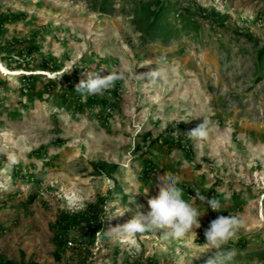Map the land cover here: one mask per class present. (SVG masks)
Here are the masks:
<instances>
[{
	"label": "rangeland",
	"instance_id": "374dc122",
	"mask_svg": "<svg viewBox=\"0 0 264 264\" xmlns=\"http://www.w3.org/2000/svg\"><path fill=\"white\" fill-rule=\"evenodd\" d=\"M107 1L111 8L101 13L100 0H0V17L11 19L0 29V53L5 41L32 39L37 58L58 67L47 75L32 72L40 77L35 89L21 95L22 71L5 72L0 63V252L17 261L21 250L26 258L56 264L48 226L59 209L81 208L105 194L112 185L90 163L106 161L117 165L126 199L107 204L104 234L130 220L137 205L146 213L165 173L180 177L183 198L202 215L201 227L197 236L170 240L160 232L105 234L94 244L91 264H125L140 254L143 264H205L215 250L205 247L204 231L219 215L245 222L224 246L236 252L233 264H264V68L256 69L264 0ZM161 2L170 8L172 35L142 41L133 10ZM198 7L226 14L223 26L201 17ZM161 58L166 85L128 78L86 97L66 88L72 73L78 80L88 70L143 75ZM49 79L56 83L51 91ZM203 119L211 122L210 134L193 140L187 133ZM146 133L159 141L143 143ZM14 167L22 178L12 176ZM193 189L218 197L221 212L193 201ZM32 192L37 200L20 210L18 202Z\"/></svg>",
	"mask_w": 264,
	"mask_h": 264
},
{
	"label": "trees",
	"instance_id": "16d2710c",
	"mask_svg": "<svg viewBox=\"0 0 264 264\" xmlns=\"http://www.w3.org/2000/svg\"><path fill=\"white\" fill-rule=\"evenodd\" d=\"M110 8L111 5L108 4L107 0H100L98 3V10H100L101 13H106ZM198 11L201 17H208L221 26H223L227 19L226 14L217 13L214 10L206 11L198 7ZM133 12L134 23L141 32L142 41H146L147 39L152 40L154 38L167 41L172 35V31L170 30L171 24L167 18L170 12L167 2H161L155 8H152L148 3H140L135 7ZM182 16L183 15H181V17ZM20 17L23 18L24 15L13 16L15 19ZM9 21H11V19L8 17H0V29ZM189 25H191L190 21L186 22V26ZM193 26L194 25H192V27ZM243 36H246L247 39L254 44H258L257 40L253 39L249 33H244ZM4 44L5 47L3 50L5 51L0 53L2 54L0 55V63L4 64L8 71H23L27 73L18 75L21 82V95L26 91H33V89H35L34 84L40 77L39 75L31 74L32 72L40 71L52 74L58 71V67L53 65L51 60H47L42 55L37 58L39 49L33 44L32 39L5 41ZM28 58H37V61L31 63L27 60ZM262 68H264V46L258 47L256 50V69L258 72H261ZM78 82L79 80L76 79L72 73L66 85L67 90H75L74 86ZM48 84L49 90L51 91L56 83L49 79ZM63 97L64 95L62 98ZM102 104L107 103L102 101ZM150 137L151 135L149 133L143 135V143L148 141L150 145H153L159 141V137L154 139H150ZM146 163L150 166V162ZM90 165L95 175L105 176L112 186L107 187L104 195H98L95 200L85 203L81 208H62L57 211L55 219L48 226L49 232L52 235L51 243L54 246L52 257L56 264H61L63 262L65 264H91L92 250L96 240H102L105 237L102 224L108 212L107 204L118 199H122V203L125 202L126 197L115 177L118 169L117 165L106 161H95L91 162ZM12 176L14 178H22L21 171L16 170V167H14ZM38 196L37 193H30L25 200L18 202V207L20 210L27 211L37 200ZM4 202L5 201H1V204L4 205ZM41 205L46 208L45 203L41 202ZM4 232L5 229L0 226V238ZM0 264L41 263L33 258H26L25 253L20 250L18 252L17 261L5 257L0 252ZM112 264H117L115 259L112 261ZM125 264H143L142 255L140 254L133 261H126Z\"/></svg>",
	"mask_w": 264,
	"mask_h": 264
},
{
	"label": "clouds",
	"instance_id": "9594fccd",
	"mask_svg": "<svg viewBox=\"0 0 264 264\" xmlns=\"http://www.w3.org/2000/svg\"><path fill=\"white\" fill-rule=\"evenodd\" d=\"M151 64L148 63L145 66ZM164 64V58H161L155 62L156 68L154 70H149L143 75H137L135 70L130 69L119 73H108L107 75L102 74L103 71L88 70L82 73V78L74 86V89L78 94L85 97L98 95L114 87L118 80L128 78L143 80L145 77L153 85H166L168 83V73L163 66ZM42 73L44 75L49 74L47 72ZM19 74L27 73L22 71ZM210 130L211 122L203 119L202 123L187 134L193 140H206ZM181 183L179 176L163 174L155 182L158 188L157 194L147 200L149 210L145 213L140 210L142 206L137 205L130 220L122 225L108 228L105 234L109 237L118 235L121 238H131L136 234L160 232L163 233L164 240L182 239L193 233L197 236L196 229L201 227L200 217L202 215L193 203L183 198L184 190L179 186ZM193 190L195 191V196L192 197L193 201L199 200L202 204H206L208 209L221 212L222 203L218 197L213 196L209 199L198 189ZM147 191L145 194H147ZM244 223V220L238 215H219L210 222L208 228L204 231V243L205 247L215 251L208 255L205 264H233L236 252L225 249L224 246L235 238Z\"/></svg>",
	"mask_w": 264,
	"mask_h": 264
},
{
	"label": "bare ground",
	"instance_id": "6f19581e",
	"mask_svg": "<svg viewBox=\"0 0 264 264\" xmlns=\"http://www.w3.org/2000/svg\"><path fill=\"white\" fill-rule=\"evenodd\" d=\"M0 67L3 68V66H1V65H0ZM4 70H5V72H8L6 69H4ZM11 73H14V72H11Z\"/></svg>",
	"mask_w": 264,
	"mask_h": 264
},
{
	"label": "built area",
	"instance_id": "2783aa9c",
	"mask_svg": "<svg viewBox=\"0 0 264 264\" xmlns=\"http://www.w3.org/2000/svg\"><path fill=\"white\" fill-rule=\"evenodd\" d=\"M70 245V244H69Z\"/></svg>",
	"mask_w": 264,
	"mask_h": 264
}]
</instances>
